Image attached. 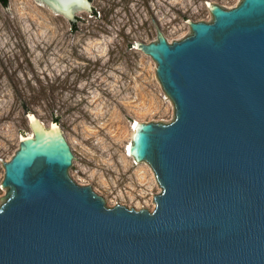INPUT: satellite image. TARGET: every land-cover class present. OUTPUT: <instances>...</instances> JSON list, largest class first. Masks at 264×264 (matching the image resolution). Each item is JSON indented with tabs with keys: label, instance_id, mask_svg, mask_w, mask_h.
I'll return each mask as SVG.
<instances>
[{
	"label": "water",
	"instance_id": "1",
	"mask_svg": "<svg viewBox=\"0 0 264 264\" xmlns=\"http://www.w3.org/2000/svg\"><path fill=\"white\" fill-rule=\"evenodd\" d=\"M72 23L89 0H38ZM191 35L137 42L175 106L141 123L131 155L153 170L155 209L109 208L69 176L58 124L4 162L0 264H264V0H242Z\"/></svg>",
	"mask_w": 264,
	"mask_h": 264
},
{
	"label": "rangeland",
	"instance_id": "2",
	"mask_svg": "<svg viewBox=\"0 0 264 264\" xmlns=\"http://www.w3.org/2000/svg\"><path fill=\"white\" fill-rule=\"evenodd\" d=\"M89 1L93 13L77 12L74 23L38 0L0 4V206L3 164L22 136L33 135V116L60 126L75 183L90 186L109 208L152 212L161 187L147 163L126 154L131 124L171 123L175 106L156 62L134 44L156 41L157 29L172 44L191 35L190 21L212 22L211 5L230 10L242 2Z\"/></svg>",
	"mask_w": 264,
	"mask_h": 264
},
{
	"label": "bare ground",
	"instance_id": "3",
	"mask_svg": "<svg viewBox=\"0 0 264 264\" xmlns=\"http://www.w3.org/2000/svg\"><path fill=\"white\" fill-rule=\"evenodd\" d=\"M136 49H137V48H136ZM31 120H35V118H34L33 116H31ZM40 124H42V123H40ZM140 124H141V122H139V121H137V120L135 121V123L132 122V124H131V130H132L131 138H130V141H129L128 146H127V148H126V154H127L128 157H130V158H133L132 155H131L130 148H131V146H132V141H133L134 135H135V133H136V130H137V128H138V126H139ZM43 125H44V124H43ZM44 126H45V125H44ZM55 126L57 127V125L53 123L50 127H51V128H54ZM32 136H33L32 134H30L28 137H26V136H22L20 142L26 140L27 138H31ZM138 163H139V162H138ZM140 163H142V162H140ZM137 165H138V164H137Z\"/></svg>",
	"mask_w": 264,
	"mask_h": 264
},
{
	"label": "trees",
	"instance_id": "4",
	"mask_svg": "<svg viewBox=\"0 0 264 264\" xmlns=\"http://www.w3.org/2000/svg\"><path fill=\"white\" fill-rule=\"evenodd\" d=\"M0 4L4 7H8L9 5V0H0ZM73 28H75V24H72ZM55 123H58L59 122V119L58 118H55L53 120Z\"/></svg>",
	"mask_w": 264,
	"mask_h": 264
}]
</instances>
